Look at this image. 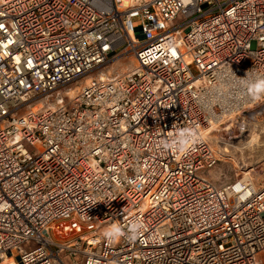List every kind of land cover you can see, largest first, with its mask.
I'll return each instance as SVG.
<instances>
[{"label": "built area", "instance_id": "built-area-1", "mask_svg": "<svg viewBox=\"0 0 264 264\" xmlns=\"http://www.w3.org/2000/svg\"><path fill=\"white\" fill-rule=\"evenodd\" d=\"M258 80L264 0H0V264H262L264 184L204 174Z\"/></svg>", "mask_w": 264, "mask_h": 264}, {"label": "rangeland", "instance_id": "rangeland-1", "mask_svg": "<svg viewBox=\"0 0 264 264\" xmlns=\"http://www.w3.org/2000/svg\"><path fill=\"white\" fill-rule=\"evenodd\" d=\"M115 61L110 63L108 69L126 71L135 65L133 57ZM260 109L245 117L244 128L243 118H240L230 127L225 123L213 128L208 135L219 161L214 168L204 171V174L217 185L224 186L249 176L256 186L264 184V106ZM261 259L264 264V255Z\"/></svg>", "mask_w": 264, "mask_h": 264}, {"label": "clouds", "instance_id": "clouds-1", "mask_svg": "<svg viewBox=\"0 0 264 264\" xmlns=\"http://www.w3.org/2000/svg\"><path fill=\"white\" fill-rule=\"evenodd\" d=\"M240 79H244V78H240ZM260 85H264V80H258L257 82L255 83H249V82H245V84L243 85L244 87H247V88H251L253 90H255V88L257 86H260ZM192 138V134L191 133H188V132H185L181 135L180 139L178 141H172V142H166L168 147L169 148H172V147H176L178 150H184V148L186 147L188 141ZM118 234V230H115ZM138 236V232L136 230H133V233H131L129 235V238H134V237H137Z\"/></svg>", "mask_w": 264, "mask_h": 264}, {"label": "bare ground", "instance_id": "bare-ground-1", "mask_svg": "<svg viewBox=\"0 0 264 264\" xmlns=\"http://www.w3.org/2000/svg\"><path fill=\"white\" fill-rule=\"evenodd\" d=\"M119 60L117 59V61H115V63L116 62H118ZM114 63V62H113ZM73 91H74V88H73ZM208 132H210V130L208 131ZM249 177H245V179H248Z\"/></svg>", "mask_w": 264, "mask_h": 264}, {"label": "water", "instance_id": "water-1", "mask_svg": "<svg viewBox=\"0 0 264 264\" xmlns=\"http://www.w3.org/2000/svg\"><path fill=\"white\" fill-rule=\"evenodd\" d=\"M262 109H263V108H262ZM262 109H260V110H262ZM260 110H258V111H260ZM258 111H257V112H258ZM249 115L251 116V115H253V113H250Z\"/></svg>", "mask_w": 264, "mask_h": 264}]
</instances>
